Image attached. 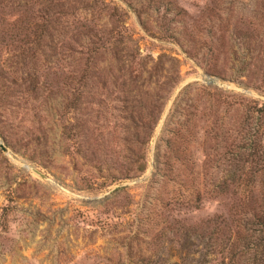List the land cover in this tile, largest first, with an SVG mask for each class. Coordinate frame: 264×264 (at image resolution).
Segmentation results:
<instances>
[{
  "label": "rangeland",
  "instance_id": "obj_1",
  "mask_svg": "<svg viewBox=\"0 0 264 264\" xmlns=\"http://www.w3.org/2000/svg\"><path fill=\"white\" fill-rule=\"evenodd\" d=\"M3 1L0 264H197L264 145V0Z\"/></svg>",
  "mask_w": 264,
  "mask_h": 264
},
{
  "label": "trees",
  "instance_id": "obj_2",
  "mask_svg": "<svg viewBox=\"0 0 264 264\" xmlns=\"http://www.w3.org/2000/svg\"><path fill=\"white\" fill-rule=\"evenodd\" d=\"M249 145L232 153L228 177L213 186L225 214L197 224V264H264V145ZM143 169V163L137 165Z\"/></svg>",
  "mask_w": 264,
  "mask_h": 264
},
{
  "label": "water",
  "instance_id": "obj_3",
  "mask_svg": "<svg viewBox=\"0 0 264 264\" xmlns=\"http://www.w3.org/2000/svg\"><path fill=\"white\" fill-rule=\"evenodd\" d=\"M0 149H1L3 152H6V150H7L6 146L3 145L2 143H0ZM31 170H32L35 174H37L39 177H41V178H45V176H44L42 173H40L38 170H36V169H34V168H31Z\"/></svg>",
  "mask_w": 264,
  "mask_h": 264
}]
</instances>
